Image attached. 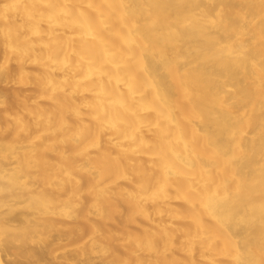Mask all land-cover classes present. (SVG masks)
<instances>
[{
    "label": "bare ground",
    "instance_id": "obj_1",
    "mask_svg": "<svg viewBox=\"0 0 264 264\" xmlns=\"http://www.w3.org/2000/svg\"><path fill=\"white\" fill-rule=\"evenodd\" d=\"M262 249L264 0H0V264Z\"/></svg>",
    "mask_w": 264,
    "mask_h": 264
},
{
    "label": "snow or ice",
    "instance_id": "obj_2",
    "mask_svg": "<svg viewBox=\"0 0 264 264\" xmlns=\"http://www.w3.org/2000/svg\"><path fill=\"white\" fill-rule=\"evenodd\" d=\"M9 7H12V5H5V8H9ZM38 139H39V137H37V140ZM92 146H95V141L94 140L92 142ZM101 198H102L101 195L98 194L97 195V204L98 205H99V202H100ZM96 214L98 216H101V215L104 214V210L101 207H97ZM262 252H264V249H262ZM113 264H126V262H124V261L113 262ZM133 264H135V262H133ZM235 264H254V262L253 261L241 262L239 259H237ZM260 264H264V258L261 259Z\"/></svg>",
    "mask_w": 264,
    "mask_h": 264
}]
</instances>
